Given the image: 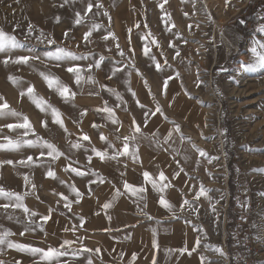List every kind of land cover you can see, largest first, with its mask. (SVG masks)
I'll list each match as a JSON object with an SVG mask.
<instances>
[{"label":"rangeland","instance_id":"374dc122","mask_svg":"<svg viewBox=\"0 0 264 264\" xmlns=\"http://www.w3.org/2000/svg\"><path fill=\"white\" fill-rule=\"evenodd\" d=\"M255 1L229 0L226 6L225 0H99L103 8L93 7L81 24L76 25L75 13L79 11L83 16L89 0H69L63 7H60L63 0H20L19 3L16 0H0V28L21 41L19 48L12 49L10 53H0V60L7 55L41 57L38 61H29L27 65L0 63V95L12 108L28 116L37 135L55 144L64 153L55 161L45 156L42 163L32 167L0 166V187L4 190L21 194L29 191L31 184L25 185V175L36 186L34 193L25 196L23 201L31 211L38 213L32 218L34 221L40 222V216L49 214L50 207L53 210L51 218L43 225V231L37 229L21 236L19 233L27 222L23 211L9 208L5 212L0 208V226L13 233L9 239L44 249L58 247L66 240L61 235L68 232L65 228L69 229V223L63 221L62 214L54 215L63 210L61 203H57L62 200L57 194H64V183H60L63 169L68 167V161L64 166L63 157L69 155V142L77 141L88 129V124L92 126L101 120H108L106 113L96 111L107 102L114 109L117 119L126 113L130 121L134 117L148 133L157 132L161 144L167 149V157L175 161V172L180 167L184 169L172 181L179 205L187 199L193 206H185V211L178 217L186 218L192 224L193 231L201 240L196 251L200 257L207 258L206 264H264V171H260L264 169V68L247 73L239 68L241 62H255L256 56L251 47L256 46L258 52H264L255 43L257 40L264 43V33L256 30L264 24V20L249 24L246 35L233 25V21ZM92 2L95 5L96 0ZM159 4L164 7H159ZM105 11L108 15H104ZM166 13L170 14L171 22ZM29 21L35 26L30 34L27 27ZM93 23L101 27L92 32L91 42H85L83 34ZM16 24H19L18 28ZM41 31L44 33L42 37ZM65 31H68L67 38ZM109 31L114 33L115 40L111 37L102 39ZM148 32L160 45H150L151 54L161 64L167 60L171 67L165 66L157 71L155 64L143 54L146 41L141 36ZM37 37L41 39L37 40ZM48 39L55 40L56 44H48ZM169 42L175 47H170ZM56 46H63L83 58L62 60L57 67L56 61L44 57L45 52L54 51ZM177 49L179 56L173 59ZM101 57L104 58L101 66L89 70L88 65H94ZM130 61L134 62V68L130 67ZM73 65L83 69L85 82L81 86H77L74 76L66 71ZM222 67L227 70L219 71ZM135 69H139L143 79ZM41 72H51L75 92L72 101L65 102L54 89L49 88ZM175 72H179L180 79L169 81L166 95L162 94L164 78ZM89 74L95 77L97 84L86 81ZM9 75L19 77V83L9 81ZM197 76L203 81L199 87L195 83ZM143 80H147L155 99L148 94ZM181 82L191 93L190 96L181 89ZM101 84L106 87L101 88ZM30 85L38 97L59 110L67 133L53 123L50 110L42 112L27 96L19 95ZM129 88L136 93L135 97L128 91ZM107 89H114L122 100L118 101L115 94ZM95 92L99 95L90 94ZM137 100L145 105L144 110L137 106ZM157 101L167 120L158 113L145 126L143 111L154 110ZM117 104L120 107H116ZM85 109L87 112L81 118L80 113ZM16 119L0 117V124L14 123ZM41 121L47 122V128L42 126ZM172 121L181 126L182 133L191 138V143L187 140L181 142L179 134L175 133L172 141L163 143L173 127ZM21 133L22 130L5 128L0 130V137L6 135L15 139ZM26 138L36 137L30 133ZM192 144L204 149L208 156L199 157ZM41 150L27 145L15 150L0 149V160L17 161L29 155L36 158ZM176 161H179V166ZM49 165L61 178L45 175ZM65 176L70 174L65 173ZM54 184L60 185L59 190H53ZM201 184L210 189L208 198L193 200ZM37 196L39 199H36ZM8 202L7 198L0 196V204ZM12 202H15L14 199ZM193 209H196L195 213ZM9 215L13 219H7ZM205 245L219 247L225 255L220 256L212 247L206 248ZM3 247L6 251L0 255V260L7 264H15V261L34 264L39 259L38 255L7 249L6 245ZM73 249L77 250L73 246L68 248L69 254L60 257L59 264L86 263L88 256H73Z\"/></svg>","mask_w":264,"mask_h":264},{"label":"snow or ice","instance_id":"6c2138e0","mask_svg":"<svg viewBox=\"0 0 264 264\" xmlns=\"http://www.w3.org/2000/svg\"><path fill=\"white\" fill-rule=\"evenodd\" d=\"M20 0H16V3H19ZM69 2V0H63V3L60 5V7H63L64 4H67ZM165 2H167V0H165ZM229 3V0H225V5L227 6V4ZM55 6V5H53ZM159 7L163 8L164 5L163 4H159ZM93 7H96L97 9H101L103 8L102 3L99 2V0H96L95 5L93 4L92 0H89V2L87 3L86 8L83 11V16L81 15V13L79 11H77L75 13V20H74V24L79 25L81 24L82 20L88 16V14L92 11ZM262 12H264V8L261 9ZM97 14H99L97 12ZM104 15H108V13L105 11ZM187 15V14H185ZM166 16L168 18V21L171 22V17L170 14L166 13ZM211 18V17H209ZM57 22H59V17L56 18ZM241 24H244L245 21L244 20H240L239 21ZM15 27H19V24H16ZM28 33L30 34L33 30H34V25L31 23V21L28 22ZM101 25L99 24H95L93 23L91 28L89 29V31H86L83 34V40L85 42H91L90 41V37L92 35V32L98 28H100ZM137 27H139V25H137ZM145 27H147V25H145ZM174 27V25H173ZM191 26H189L190 28ZM168 31H171V29H166ZM257 31H259L260 33H264V24H261L257 29ZM129 31H131V29H129ZM44 35V33L41 31V37ZM176 35H179V33H176ZM64 36L65 38H67L68 36V31L64 32ZM41 37H37V40H40ZM112 38L113 40L116 39L114 33L112 32H107V34L102 37V39L104 40H108L109 38ZM150 37V41L148 40V38ZM142 40H145V45L143 47V54L147 57L150 58V60L155 64V67L157 69V71H161L163 70V68L165 66L167 67H171V65L168 64L167 60L164 61L163 64L159 63L156 61L155 56H153L152 53V49L150 47V45H156L157 47H160L159 42L156 40V38L154 36L151 35L150 32L146 33L145 35L141 36ZM43 42V41H41ZM48 44H52L55 45L56 42L53 39H48L47 40ZM130 43V41H129ZM185 43H187V41H185ZM256 45L259 46V48L264 49V43H262L261 41L257 40ZM21 46V41H19L17 39V37L15 35L9 34L6 31L3 30V28H0V53H4V52H8L10 53L12 49H16L19 48ZM169 46L170 47H175V45H173L171 42H169ZM117 48H119V44L116 45ZM251 52L256 56V60L254 63H245V62H241L240 63V70L243 72H255L257 69L259 68H264V52H258L257 51V47L253 46L251 47ZM130 51H132L130 49ZM163 54V53H161ZM120 55L123 56L124 52L121 51ZM133 56H134V52H133ZM179 56V50H176V55L173 57V59H176ZM44 57L54 60L56 61V66L59 67V62L62 60H78V59H82L83 57L77 56V54L69 49H66L63 46H56L54 51H49V52H45L44 53ZM41 57L36 56V55H17L15 57H13L12 55H7L3 58V60H0V63H3L4 65H8L9 63L11 64H16V65H27L29 63V61H38L40 60ZM104 58L101 57L99 60H96L93 64H89L88 65V69L91 70L93 67L99 68L101 66V61ZM130 67H135L134 62L130 61ZM136 73L139 77H141V79H143V74L139 72V69H135ZM227 69H224L223 67L221 69H219V71H226ZM66 71L70 74H72L74 76V83L77 86H81L82 82H85V77L84 75H82L83 73V69L78 66V65H73V66H69ZM113 74H115V72H113ZM40 75L43 77V79L45 80V82L47 83L49 88L54 89L58 95L60 97H62L65 102H71L72 99L75 97L76 93L73 92L66 84H64L58 77L54 76L51 72H41ZM180 79V74L179 72H175L172 76H168L166 78H164L163 80V88H162V94L167 93V89L169 86V81H171L172 79ZM109 79H111V77H109ZM8 80L11 81L13 84H18L20 78L13 76V75H9L8 76ZM86 81L88 83L91 84H97L98 81H96L95 77L91 74H89L86 78ZM127 83V81H126ZM144 83V87L146 89H148V94L149 95H153L151 92V89L148 85L147 80H143ZM197 87H199L203 81L199 78V76H197V79L195 81ZM101 88H105V85H100ZM181 89L185 92V95H191V93H188L187 90L184 88L183 82H181ZM108 91L112 92L113 94H115L116 98L118 101L122 100V97L120 96V94L118 92H115L114 89H107ZM129 92H131L132 96L135 97L136 93L129 88L128 89ZM93 95H99V92H95V93H90ZM19 95L21 97L27 96L28 99H30L37 108H39L42 112H48L50 110L51 112V117H52V121L54 124L59 125L60 128L64 129V131L67 133L68 129L65 127L64 125V121L61 118V114L59 112L58 109H56L54 106L48 104L46 101L43 100V98L38 97L35 92L33 87L30 85L26 91H21L19 93ZM137 106L141 109L144 110L145 109V105L141 104L139 102V100L136 101ZM75 107V105H73ZM169 106H171V102H169ZM116 107H120L119 104L116 105ZM96 111L99 112H103L107 114V119L110 120L112 122L113 125H118L120 123V121L117 119L115 111L112 107H109L107 105V102H105L104 106L101 108L96 109ZM125 111H127V109L125 108ZM87 110H82L80 113L81 118L86 114ZM160 114L162 117H164L165 120H167V117L164 115L162 106L160 105V103L157 101L155 104V109L154 110H146L143 111V123L145 126H147V124L149 123V121L152 119V117H155L157 114ZM0 117H15L16 122L14 123H5V124H0V130L3 129H8V130H22L21 135L17 136L15 139H13L10 136H3L0 137V140H2L3 142H0V149L2 150H15V149H19L24 145H27L28 147H39L40 149H42L39 152V155L34 158L33 156L29 155L26 158L17 160V161H13L11 159H6V160H0V166L2 165H13L15 167V165H22V166H26V167H32L33 165L42 163V158H44L45 156L50 157L51 161H55L57 158L61 157L64 155V153H62L61 151L58 150L57 146L53 143H51L48 140H44L43 138H41L39 135H37L35 133V130L28 118L27 115H24L22 112L17 111L16 109L12 108L9 103L7 102V100L5 99V97L3 95H0ZM75 123V121H74ZM173 127L171 129H169L168 134L164 137V141L163 143L167 144L169 143V141H172L175 137H174V133L175 134H179V138L181 140V142L187 140L189 143H191V138L190 137H186L184 136V134L181 131V126L179 124H177L175 121L171 122ZM41 124L43 127L47 128V122L46 121H41ZM93 128H99L100 125H96L93 124L92 125ZM120 129L117 127L115 129V134H116V139L117 140H122V147L120 149H114V146L112 145L111 142H108V148L104 149L103 151L96 149L94 146L92 147L91 151L93 153V155H95L96 157H98L101 161L104 160H117L119 157H131L132 161L134 163L136 162H140V157L138 154V144L139 141L141 139H149L148 135H145V133L142 131L141 126L139 123H137L136 119L133 117L131 120V125L129 127V133L127 135H124L123 137H120L118 135ZM34 135L36 138L35 139H30V138H26L29 136V134ZM151 136V143L155 144L157 148L161 147V141L158 138V133L157 132H152L150 134ZM90 141V137L87 134H81L80 136V140L72 142L70 141V147L71 148H80L82 147V144L80 141ZM100 140L101 141H107V137L101 133L100 134ZM193 149H195V151L199 154V157H206L208 156V153L204 150L199 148V146L192 144L191 145ZM114 149L113 153L111 155H109V151L108 149ZM43 149H47V151H43ZM165 151H167V149H165ZM185 159H187V157H185ZM211 159V158H210ZM92 157L89 156L88 157V161L89 163H91ZM177 165L179 166V161H176ZM197 163H199V160H197ZM70 170L72 172H74L77 176H84L86 175L85 172L80 171L77 168H73L71 167V165L68 166V168L65 169ZM184 169L182 167L179 168V171H176L173 173V177H178L181 172H183ZM260 171H264V169H261ZM89 172L91 175L96 176L97 179L99 180L100 183L104 182V178L98 173V172H93L91 171V169H89ZM46 176L51 177V178H57L56 177V173L55 171L51 168V166L49 165L48 171L45 173ZM123 173H121V177H123ZM143 175V179L144 182L146 184H150L152 189L155 190L158 193H161L160 198L158 203L166 210H168L173 217L178 218L177 217V211L174 207V205L172 203L169 202L168 199L165 198V196L163 195V193L170 187H174L171 182L168 180V177L165 176L163 171H160L158 174V178H153V175L150 174L148 171H144L142 173ZM96 180H90L89 183L90 184H94L96 183ZM24 183L25 185H30L31 184V189L29 191H26L24 193H17L14 191H6L3 189V187H0V196H4L5 198H7V200L9 201L8 203H4V204H0V208H3L5 210V212H7V210L9 208L12 209H21L23 211V213L25 214V218H26V223L24 224V229L23 231H21L19 234L21 236L25 235V233L27 232H35L37 229H40L41 231L44 230L43 225L44 223H47V221L51 218V213H52V209L51 207L48 210L47 215H41L40 216V222H36L34 221L32 218L37 216L38 213H36L35 211H31L24 203V197L27 195H32L34 193L35 190V185L32 184L30 178L25 175L24 176ZM60 183H64V181H60ZM122 184H123V188L125 190V193H130L132 196L137 197L138 200H143V193L147 190L144 186H134L133 184L129 183L127 180H122ZM114 187V191L112 194V200H115L117 197H119L120 195H123L125 193H121L120 189H115ZM70 191L72 193L75 194L76 196V203H79L80 201V197L83 195L74 185L70 186ZM179 191V189H178ZM189 191H193V189L189 188ZM210 191V189L206 188L203 184L200 185L199 190L195 192V196L193 198V200H198L200 197H207V193ZM89 194H91V190H89ZM57 195H59L61 197L62 200L65 201L64 203V207L67 208L69 211H71V204L73 203L72 201H70L68 199L67 196H65L63 193H58ZM264 195V194H262ZM14 199L15 202H12ZM36 199H39V197L37 196ZM60 201L58 200L57 203H59ZM185 206L192 208L193 204L192 202H190L187 199H184L181 203H180V209L183 210L185 208ZM109 207H111V201L105 202L102 205L103 209H108ZM194 213L196 212V209H193ZM213 211L215 212V206L213 205ZM143 214L145 216H147L148 214L146 212H143ZM7 219L11 220L13 219L12 216H7ZM110 219V217H109ZM148 219H152V217L148 216ZM18 223L20 221H17ZM190 223V221H189ZM84 226V219L81 216L80 217V225L79 227H83ZM70 229L65 228V231H69ZM71 231L75 232L76 231V226H73V228L71 229ZM107 231V229H106ZM155 231V230H153ZM13 233L11 232V230L9 229H5L3 228V226H0V255H2L6 249L3 247L4 245H6L7 249H15L19 252H26V253H30L33 256L38 255L39 259L37 261L34 262V264H41V262H47V264H53V262H56V264H59V258L66 256L69 254L68 252V248L71 247V245H73L74 243H76V241H72V240H64L62 243L59 244L58 247H53V246H48L46 249L44 248H40V247H34L28 244H21L18 242H13L11 239H9L10 236H12ZM45 236H47V233H45ZM126 239H130L129 237H125ZM78 240H82V238H77ZM201 240L199 237H197L196 241H195V246L191 249V251H189V255H191L193 252H195L197 250V248L200 246ZM153 247H157L156 241L155 239L153 240ZM206 248L208 247H212L213 250L216 253H219L220 256H224V252L221 248L219 247H215V246H210V245H205ZM172 251V250H169ZM177 251H179L181 254H183L185 251H188L187 248H182V249H178ZM95 253L98 254L100 252L99 248H96L95 250L90 249L85 247L82 243L80 245V249L76 250L73 249L72 250V255L73 256H78L81 255L82 253ZM121 258L123 257V253H120ZM135 254H133L132 260H135ZM207 262V258L201 256V264H206ZM0 264H7L6 261L0 260ZM15 264H21L20 261H15ZM86 264H93L91 258H89L86 261ZM129 264H132L131 261H129ZM153 264H156V258L155 256H153Z\"/></svg>","mask_w":264,"mask_h":264},{"label":"crops","instance_id":"0c3cea01","mask_svg":"<svg viewBox=\"0 0 264 264\" xmlns=\"http://www.w3.org/2000/svg\"><path fill=\"white\" fill-rule=\"evenodd\" d=\"M120 123L113 125L110 120H101L99 128H93L91 123L87 125L88 129L84 130V134L90 137V141H80L82 147H69V155L64 156V166H78L77 169L86 173L84 176L72 177L76 175L70 170L63 169L64 182L63 192L68 197L71 204V211L64 207V200H60L63 207L61 213L55 212L54 215H63V221L69 223V231L63 233L61 237L76 241L73 247L80 249L81 243L90 249H100L98 254L82 253L91 258L93 264H153V256L156 258V264H201V257L198 251L189 255V251L195 246L196 234L193 226L186 218L178 217L184 209H180L178 203L175 183L172 181L175 172V161L167 157L164 145L157 148L151 143L150 133L141 125L142 131L149 139H141L138 144V154L140 162L134 163L131 157H119L117 160L101 161L93 155L91 149L103 151L108 148V142H111L114 149L122 147V140L116 139L115 129H120L118 135L123 137L129 133L131 121L123 113L118 117ZM103 133L107 137V141L100 140V134ZM80 140V138H78ZM77 140V141H78ZM72 142H75L72 141ZM112 148L108 149L109 155L113 153ZM91 156V163L88 157ZM76 168V167H75ZM89 169L98 172L104 182L100 183L96 176L90 174ZM148 171L153 178H158L160 171H163L174 187L168 188L163 195L172 203L177 211V217L164 209L159 203L161 193L152 189L150 184H146L142 173ZM65 173L70 174L69 177ZM123 173V177H121ZM77 176V175H76ZM90 180H96L94 184H90ZM122 180H127L134 186H144L147 190L142 194L143 200L130 193H125ZM68 181V182H67ZM69 186H75L83 195L80 197L79 203H76V196L70 191ZM115 189H120L121 193L115 200H112V194ZM53 190L60 188L59 184L53 185ZM91 190V194H89ZM67 193V194H66ZM69 193V194H68ZM111 201V207L103 209L105 202ZM143 212L148 215L145 216ZM184 213V212H183ZM84 219V226L81 228L80 217ZM148 216L152 219H148ZM110 217V219H109ZM56 218L55 220H57ZM76 226V231L71 229ZM107 229V231H106ZM155 230V231H153ZM126 239L125 237H129ZM82 238L78 240L77 238ZM155 239L157 247H153ZM187 248L181 254L178 249ZM172 250V251H169ZM120 253H123L121 258ZM135 254V260H132ZM84 264L82 261H80ZM86 264V263H85Z\"/></svg>","mask_w":264,"mask_h":264},{"label":"trees","instance_id":"16d2710c","mask_svg":"<svg viewBox=\"0 0 264 264\" xmlns=\"http://www.w3.org/2000/svg\"><path fill=\"white\" fill-rule=\"evenodd\" d=\"M264 8V0H256L254 3L248 5L246 11L242 16H238L233 25L239 28L244 35L248 34V25L259 23L264 20L261 9ZM244 20L245 23L241 24L239 21Z\"/></svg>","mask_w":264,"mask_h":264}]
</instances>
